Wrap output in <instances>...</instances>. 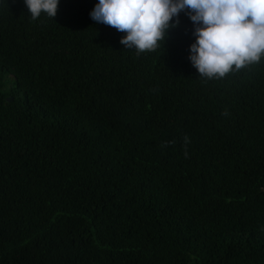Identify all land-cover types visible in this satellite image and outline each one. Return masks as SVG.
<instances>
[{"label": "trees", "instance_id": "trees-1", "mask_svg": "<svg viewBox=\"0 0 264 264\" xmlns=\"http://www.w3.org/2000/svg\"><path fill=\"white\" fill-rule=\"evenodd\" d=\"M97 3L0 0V264H264V55L206 80L189 10L137 56Z\"/></svg>", "mask_w": 264, "mask_h": 264}, {"label": "clouds", "instance_id": "clouds-1", "mask_svg": "<svg viewBox=\"0 0 264 264\" xmlns=\"http://www.w3.org/2000/svg\"><path fill=\"white\" fill-rule=\"evenodd\" d=\"M31 19L57 15L59 0H25ZM183 10L194 22L196 41L189 60L206 80L258 63L264 55V0H98L90 12L97 23L126 32L120 43L139 56L166 39L171 23ZM227 115V112L224 113ZM188 158V135L183 137ZM175 141H165L167 147Z\"/></svg>", "mask_w": 264, "mask_h": 264}]
</instances>
